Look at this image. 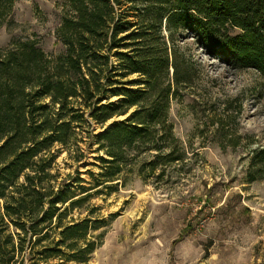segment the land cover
Here are the masks:
<instances>
[{
	"label": "rangeland",
	"instance_id": "374dc122",
	"mask_svg": "<svg viewBox=\"0 0 264 264\" xmlns=\"http://www.w3.org/2000/svg\"><path fill=\"white\" fill-rule=\"evenodd\" d=\"M2 9L1 56L29 40L46 58L63 53L56 30L70 12L65 0H13ZM174 45L190 78L177 87L169 69L176 88L167 108L171 135H149L159 149L114 145L117 155L109 161L108 143L98 135L123 116L97 124L85 114L66 143L52 146L53 156L40 155L50 175L37 174L78 199L66 203L61 223L89 218L97 226L86 234L95 244L88 260L53 251L43 264H264V157L258 151L264 148V77L224 63L186 34ZM59 230L37 243L20 232L23 249L11 264H33L49 242L72 252L57 243ZM16 231L12 223L0 224V241ZM84 242L77 240L74 250Z\"/></svg>",
	"mask_w": 264,
	"mask_h": 264
},
{
	"label": "trees",
	"instance_id": "16d2710c",
	"mask_svg": "<svg viewBox=\"0 0 264 264\" xmlns=\"http://www.w3.org/2000/svg\"><path fill=\"white\" fill-rule=\"evenodd\" d=\"M65 1L70 12L56 30L65 46L62 54L46 58L29 40L0 55V224L20 229L14 233L17 244L12 233L0 241V264L17 261L25 240L20 232L37 243L56 226L57 243L73 251L49 242L33 264L47 263L53 251L68 260H88L95 244L86 241V234L97 226H90L89 218L61 223L66 203L74 205L78 199L69 188L55 190L37 174L50 175L40 155L53 156L52 146L66 143L85 122V114L97 124L123 116L98 135L108 143L109 161L117 155L114 145L135 142L159 149L149 144V135H171L167 108L176 88L169 69L177 87L190 78L189 66L174 45L179 36H191L224 63L254 68L264 77V0ZM6 2L13 0H0V15ZM113 96L118 98L111 100ZM258 151L264 157V148ZM77 240L85 245L75 251Z\"/></svg>",
	"mask_w": 264,
	"mask_h": 264
}]
</instances>
